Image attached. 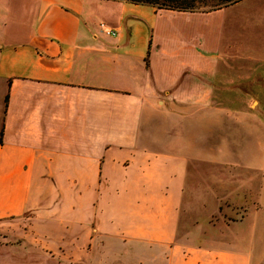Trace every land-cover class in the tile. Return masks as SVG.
I'll return each instance as SVG.
<instances>
[{
	"label": "crops",
	"instance_id": "obj_1",
	"mask_svg": "<svg viewBox=\"0 0 264 264\" xmlns=\"http://www.w3.org/2000/svg\"><path fill=\"white\" fill-rule=\"evenodd\" d=\"M241 52L264 0H0V226L31 249L0 264H264V117L214 103Z\"/></svg>",
	"mask_w": 264,
	"mask_h": 264
},
{
	"label": "rangeland",
	"instance_id": "obj_2",
	"mask_svg": "<svg viewBox=\"0 0 264 264\" xmlns=\"http://www.w3.org/2000/svg\"><path fill=\"white\" fill-rule=\"evenodd\" d=\"M262 31L260 29V32ZM252 57L241 52L234 59H227L222 63V69L215 84L214 103L223 108L254 111L262 119L264 117V62ZM243 155L245 157L246 154ZM192 170L206 173L221 171L212 166L202 165L195 166ZM225 171L226 169H222V172ZM222 214L226 219L232 218L230 213ZM1 228L2 226H0L2 250H7L4 248L6 246L19 245L26 252L31 251L20 238ZM10 248L9 250H13L12 247Z\"/></svg>",
	"mask_w": 264,
	"mask_h": 264
},
{
	"label": "trees",
	"instance_id": "obj_3",
	"mask_svg": "<svg viewBox=\"0 0 264 264\" xmlns=\"http://www.w3.org/2000/svg\"><path fill=\"white\" fill-rule=\"evenodd\" d=\"M134 4H148L155 8L180 11H209L221 8L239 0H125Z\"/></svg>",
	"mask_w": 264,
	"mask_h": 264
}]
</instances>
